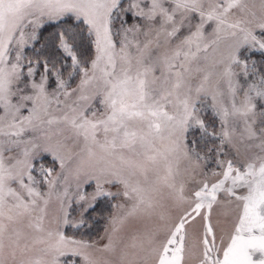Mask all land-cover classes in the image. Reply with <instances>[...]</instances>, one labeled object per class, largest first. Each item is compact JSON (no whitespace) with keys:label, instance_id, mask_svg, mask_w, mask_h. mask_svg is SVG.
Returning <instances> with one entry per match:
<instances>
[{"label":"snow or ice","instance_id":"obj_1","mask_svg":"<svg viewBox=\"0 0 264 264\" xmlns=\"http://www.w3.org/2000/svg\"><path fill=\"white\" fill-rule=\"evenodd\" d=\"M0 264H264V0H0Z\"/></svg>","mask_w":264,"mask_h":264},{"label":"trees","instance_id":"obj_2","mask_svg":"<svg viewBox=\"0 0 264 264\" xmlns=\"http://www.w3.org/2000/svg\"><path fill=\"white\" fill-rule=\"evenodd\" d=\"M102 227V226H101Z\"/></svg>","mask_w":264,"mask_h":264}]
</instances>
